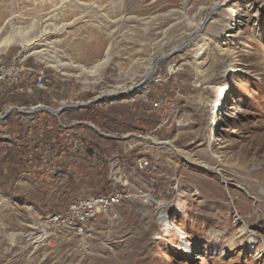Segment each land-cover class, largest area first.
<instances>
[{
	"label": "rangeland",
	"instance_id": "rangeland-1",
	"mask_svg": "<svg viewBox=\"0 0 264 264\" xmlns=\"http://www.w3.org/2000/svg\"><path fill=\"white\" fill-rule=\"evenodd\" d=\"M0 27L25 34L0 52V264H264V0H0ZM123 147L151 165L114 218L38 243L31 218L109 193Z\"/></svg>",
	"mask_w": 264,
	"mask_h": 264
},
{
	"label": "built area",
	"instance_id": "built-area-1",
	"mask_svg": "<svg viewBox=\"0 0 264 264\" xmlns=\"http://www.w3.org/2000/svg\"><path fill=\"white\" fill-rule=\"evenodd\" d=\"M142 101L145 104L151 105L152 109L159 111L162 116L164 114H172V110L177 109L175 101L169 98H158L153 100L150 97L145 96L142 98ZM125 152L126 147H124L121 151L115 150L113 151L111 157L107 159L109 176L108 191H112V200H116L119 197V190L121 189L120 180H127V187H130V180L133 178L136 179L138 173L145 172L151 165V162H145L143 163L140 172L126 171V163L124 161ZM111 166H119L120 175H112ZM129 195H134V198H138L145 203L150 201L149 195H140V193L136 194L130 191ZM98 205L99 203L96 202V194H88L72 201L66 211H70V214H74L76 212L97 213ZM106 216L114 218V214H109V208ZM29 226L30 229H38V234L43 235L44 232H47L48 235L52 234V232H62L63 234L66 232L74 233L76 235L83 234V228H69V221H67V218H62V213H50V218H40V222H33L32 217V223L29 224Z\"/></svg>",
	"mask_w": 264,
	"mask_h": 264
},
{
	"label": "bare ground",
	"instance_id": "bare-ground-1",
	"mask_svg": "<svg viewBox=\"0 0 264 264\" xmlns=\"http://www.w3.org/2000/svg\"><path fill=\"white\" fill-rule=\"evenodd\" d=\"M218 6H219V4L215 3L214 6L211 9H209V13H213L217 9ZM206 18H208V16L205 17L204 21H202V22L199 21L197 23V25L195 27L196 31H195L193 37H195L198 34V32L201 30V28L203 27V25H204V23L206 21ZM1 29H2V27H0V30ZM24 35L25 34H19V31H16V32H10L6 36H4L1 39V41H0V52L2 50H4L7 46H9L13 42H16V41L17 42L18 41L21 42V41H23L24 40V38H23ZM25 53H27V55H31V54H34V53L36 54L37 53V54H40V57L42 56L41 55V49L40 50H33L31 52H29V50L25 49L23 54H25ZM106 56L107 55H105L103 57V59L99 60L98 62H96L95 64H93L89 68H87V70L90 73H93L94 71L96 72L98 70V68L100 67V65L103 62H106V60H107ZM162 58H163V56L161 58H159V59H162ZM159 59H157L156 61H158ZM55 65L58 68H62V67H72L73 68V67H76V68H81V69L83 68L84 69V67H82L81 65L71 64L70 62L69 63L61 62L59 60H56V64ZM151 69H152V67H151ZM150 71H149V73H150ZM113 94H114V92L112 91V92H109V95H107V96L112 97L110 95H113ZM32 109L33 110H40V109H45V108L44 107H40V105H37V106L32 107ZM174 110L175 109L172 110V114H164L162 116L163 118L161 120L160 125H163L164 123L167 122V119L173 115ZM58 111L59 110H48V112L53 114V115H56V113H58ZM21 113H24V112L21 111ZM25 114L32 115L29 112H25ZM152 138L154 140V143H156V144H165V143L168 142V141H161V140L159 141L156 136H153ZM145 162H148V160L146 158H144L143 156L137 157L135 159V169L140 171V169L143 166V163H145ZM133 165H134V163H133ZM118 167L119 166H111V169H112V171H114L116 173V168H118ZM123 199H124V194L122 192V188L119 190V197L116 200H112V191H110L109 193H106V194H102V195L98 194V195H96V202L99 203V205L97 207V213L76 212L74 214H70V211H67L66 218H67V221H69V226H72L73 228H83L84 229L85 226L87 225V223L90 220L94 219L98 215L106 214L108 212V208H109V211H110L113 207L119 205L123 201ZM28 236H29L28 237L29 239H33L34 237H36L34 239L37 240L38 243H41L42 240H44L46 237H48V233L44 232V235L43 234H39V235L35 234V236H34V234L32 232H30L28 234Z\"/></svg>",
	"mask_w": 264,
	"mask_h": 264
},
{
	"label": "crops",
	"instance_id": "crops-1",
	"mask_svg": "<svg viewBox=\"0 0 264 264\" xmlns=\"http://www.w3.org/2000/svg\"><path fill=\"white\" fill-rule=\"evenodd\" d=\"M91 126V125H90ZM92 127V126H91ZM124 148V147H123ZM117 150H119V149H117ZM122 150V149H121ZM120 150V151H121ZM130 151H128L127 153H126V155H125V158H126V165H125V167H128V166H130V164H131V160H130V164H129V162H128V160H129V158H131V156H130ZM107 165V164H106ZM107 192V191H106ZM44 193H45V191H44ZM38 199V198H37ZM38 201V200H37ZM48 200H44V201H40L41 203H36V204H34V205H32V204H29V205H27L26 206V209L29 211V214L30 213H33L34 211H37V212H43V213H45V212H48V211H46V210H51V209H54L53 208V205H50L49 203L48 204H46L45 202H47ZM29 217L31 218V216L29 215ZM31 220H32V218H31Z\"/></svg>",
	"mask_w": 264,
	"mask_h": 264
},
{
	"label": "water",
	"instance_id": "water-1",
	"mask_svg": "<svg viewBox=\"0 0 264 264\" xmlns=\"http://www.w3.org/2000/svg\"><path fill=\"white\" fill-rule=\"evenodd\" d=\"M207 19V18H206ZM192 40V37L190 38V41ZM190 41H187L186 43H184V45L183 46H186L187 44H189V42ZM182 48V47H181ZM180 48V49H181ZM145 84V80L144 81H142V82H140V83H138L137 85H136V87H135V89H137V88H141L143 85ZM135 89L134 90H131L130 92H129V94H133L134 92H135ZM97 99V98H96ZM88 102H91V101H88ZM69 106H71V105H69ZM14 109H17L19 112H21L22 110H21V108H18V107H13ZM13 108H9V109H7L6 110V112H9V110L10 109H13ZM35 111H37V110H33L32 108L31 109H29V110H24V111H22V112H29V113H31V114H33Z\"/></svg>",
	"mask_w": 264,
	"mask_h": 264
}]
</instances>
